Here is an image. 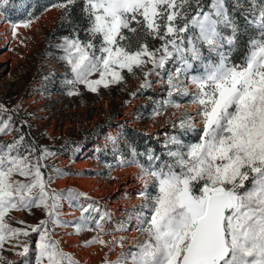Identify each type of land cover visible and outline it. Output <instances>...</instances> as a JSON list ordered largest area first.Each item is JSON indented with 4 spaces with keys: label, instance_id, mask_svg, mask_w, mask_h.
<instances>
[{
    "label": "snow or ice",
    "instance_id": "1",
    "mask_svg": "<svg viewBox=\"0 0 264 264\" xmlns=\"http://www.w3.org/2000/svg\"><path fill=\"white\" fill-rule=\"evenodd\" d=\"M7 3L0 0V9ZM76 4L62 0L51 7L63 10L71 23ZM82 13L86 38L77 26L61 45L72 73L65 81L69 96L79 95L80 85L98 93L137 70L144 73L141 88L151 87L148 77L163 71L169 97L190 96L202 125L196 142L170 136L162 153L148 151L147 163L140 162L145 154L135 148L131 159L119 160L140 169L144 190L138 195L144 203L134 210V230L146 238L106 264H264V0L207 5L203 0H83ZM32 23L33 18L12 22L13 36ZM245 36L246 53L233 62ZM149 39L159 46L150 47ZM166 104L180 107L171 99ZM194 119L182 116L173 126L195 131ZM12 130L10 118L0 120V134ZM51 155L24 135L0 142V264H17L3 255L6 245L20 264H80L54 239L57 227H73L70 234L77 235L95 232L84 247H106L102 237L113 234L104 227L112 214L99 202L75 189L51 187L63 175L60 169H54L55 177L45 171ZM65 201L80 210L77 220L62 218ZM33 209H42L46 218L25 228L11 225L13 212ZM128 230L123 222L115 229ZM31 233L38 236L35 248L21 240ZM124 240L121 236L113 246L123 248Z\"/></svg>",
    "mask_w": 264,
    "mask_h": 264
},
{
    "label": "rangeland",
    "instance_id": "2",
    "mask_svg": "<svg viewBox=\"0 0 264 264\" xmlns=\"http://www.w3.org/2000/svg\"><path fill=\"white\" fill-rule=\"evenodd\" d=\"M203 2L207 5L210 0ZM57 3L61 1L8 0L0 9V31L7 26L12 30V22L33 18L30 27L17 29L12 42L3 44L4 37L0 32V105L4 107L0 120L8 121L10 118L15 129L7 135L0 134V142L10 143L14 137L22 135L20 127L26 128L34 142L53 154L45 161L48 165L45 171L54 177V169L63 172L51 187L57 191L75 189L86 193L112 214V221L104 225L106 231L113 233L102 237L107 242L106 247L99 244L84 247V242L91 240L96 233L70 234L74 232L73 227H57L54 236L64 251L72 254L80 264H106L116 261L121 252L127 251L134 242L140 243L146 238L134 230V210L139 211L144 203L138 195L144 190V182L137 178L140 169L135 165L121 166L119 160L131 159V148H135L137 153L145 154L138 157L140 162L147 163L148 151L162 153L170 136L177 135L185 143L196 142L202 125L199 117L195 116L198 106L190 102V96L173 93L169 97L163 71L161 77L164 78L148 77L151 87L141 88L144 73L137 70L135 75L125 72L122 83L108 89L101 88L98 93L89 92L80 85V94L69 96L67 93L71 86L65 81L72 79V73L63 59L65 53L61 45L64 37L56 35L64 11L51 7ZM85 38L83 31L81 39ZM148 43L150 47L159 46V41L149 39ZM193 91L189 85V92ZM169 99L179 103L180 107L166 104ZM186 115L195 117V131L184 132L173 126ZM96 127H105V130L90 147L65 151L52 149L61 146L65 138L81 139L86 134H82L83 129ZM109 137H114L116 142L113 143ZM148 191L154 194L151 184ZM62 212V218L70 221L81 215L80 210L69 207L67 201ZM45 218L42 209H33L31 214L13 212L10 223L13 227L25 228ZM122 222L129 225V230L115 231ZM121 236L125 237L124 247H114V241ZM21 240L30 242L35 248L38 236L31 233L30 237H21ZM9 247L5 246L3 255L7 260L20 264L21 258L15 255V250H8Z\"/></svg>",
    "mask_w": 264,
    "mask_h": 264
},
{
    "label": "trees",
    "instance_id": "3",
    "mask_svg": "<svg viewBox=\"0 0 264 264\" xmlns=\"http://www.w3.org/2000/svg\"><path fill=\"white\" fill-rule=\"evenodd\" d=\"M62 2V0H60ZM82 6H83V0H77V4L72 6V14H71V23L66 21L64 18L59 24V26L56 29V35L59 38L62 37H71L73 35V28H77L80 32V37L84 31V28L87 26V21L85 20L83 13H82ZM242 22V21H241ZM246 41H247V36L243 37L241 39L240 45L237 48L236 51L232 53L231 59L233 62L239 63L242 61L245 53H246ZM105 130L104 128L101 127H96L92 130L88 129H83L82 134L83 137L81 139H75V137L71 138H65L61 143V146L59 147H53V150H58V151H65L70 148H78L82 147L84 149L90 147L94 141L97 140V138L100 136V134ZM20 131L22 135H24L25 140L27 143L32 144L36 146L37 148H42L39 146L38 142H34L32 135L29 134L30 132L24 128L20 127ZM129 132H132V129H129ZM74 136V135H73ZM130 143H133L132 140L129 138Z\"/></svg>",
    "mask_w": 264,
    "mask_h": 264
},
{
    "label": "bare ground",
    "instance_id": "4",
    "mask_svg": "<svg viewBox=\"0 0 264 264\" xmlns=\"http://www.w3.org/2000/svg\"><path fill=\"white\" fill-rule=\"evenodd\" d=\"M0 32L3 33L4 41L3 44H7L8 42H12L11 38L13 37V32L10 30V27L7 26L6 28L2 29ZM13 47V46H12Z\"/></svg>",
    "mask_w": 264,
    "mask_h": 264
}]
</instances>
